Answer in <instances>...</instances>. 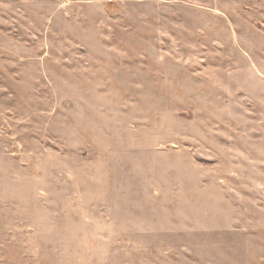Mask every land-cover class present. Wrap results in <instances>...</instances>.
<instances>
[{"label": "rangeland", "instance_id": "rangeland-1", "mask_svg": "<svg viewBox=\"0 0 264 264\" xmlns=\"http://www.w3.org/2000/svg\"><path fill=\"white\" fill-rule=\"evenodd\" d=\"M0 0V264H264V0Z\"/></svg>", "mask_w": 264, "mask_h": 264}, {"label": "crops", "instance_id": "crops-1", "mask_svg": "<svg viewBox=\"0 0 264 264\" xmlns=\"http://www.w3.org/2000/svg\"><path fill=\"white\" fill-rule=\"evenodd\" d=\"M192 4H196V5H208L211 4V2L206 1V0H199V1H195Z\"/></svg>", "mask_w": 264, "mask_h": 264}]
</instances>
